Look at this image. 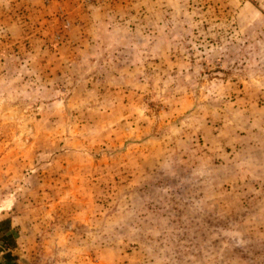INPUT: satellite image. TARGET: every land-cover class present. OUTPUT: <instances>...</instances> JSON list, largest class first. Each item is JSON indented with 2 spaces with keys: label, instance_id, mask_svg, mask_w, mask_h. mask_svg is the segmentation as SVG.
Returning <instances> with one entry per match:
<instances>
[{
  "label": "rangeland",
  "instance_id": "374dc122",
  "mask_svg": "<svg viewBox=\"0 0 264 264\" xmlns=\"http://www.w3.org/2000/svg\"><path fill=\"white\" fill-rule=\"evenodd\" d=\"M0 264H264V0H0Z\"/></svg>",
  "mask_w": 264,
  "mask_h": 264
}]
</instances>
